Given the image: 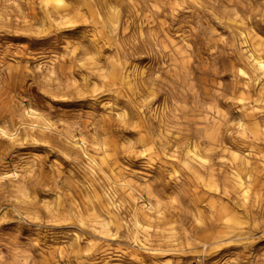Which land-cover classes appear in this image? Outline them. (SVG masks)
Wrapping results in <instances>:
<instances>
[{
  "label": "rangeland",
  "instance_id": "rangeland-1",
  "mask_svg": "<svg viewBox=\"0 0 264 264\" xmlns=\"http://www.w3.org/2000/svg\"><path fill=\"white\" fill-rule=\"evenodd\" d=\"M258 58L264 0H0V264H264Z\"/></svg>",
  "mask_w": 264,
  "mask_h": 264
},
{
  "label": "bare ground",
  "instance_id": "bare-ground-1",
  "mask_svg": "<svg viewBox=\"0 0 264 264\" xmlns=\"http://www.w3.org/2000/svg\"><path fill=\"white\" fill-rule=\"evenodd\" d=\"M108 9V8H107ZM109 10V9H108ZM112 14V13H111ZM234 27V26H233ZM245 36V35H244ZM247 40V39H246ZM249 43V42H248ZM247 43V44H248ZM250 46V45H249ZM248 46V47H249ZM254 66H255V68L258 70V71H260L261 73H262V75H263V77H264V61L263 60H261V58H258V59H255V61H254ZM250 70V69H249ZM250 72H251V70H250ZM254 72V71H253ZM254 76V75H253ZM253 76H251L252 78H253ZM250 77V76H249ZM254 79V78H253ZM257 79H258V77H257ZM256 79V80H257ZM260 80H261V78H260ZM252 81V80H251ZM262 81V80H261ZM260 81V82H261ZM252 83H253V81H252ZM262 83V82H261ZM247 84V83H246ZM264 84V83H263ZM27 116H32V117H34V118H40V116L39 115H37L36 114V112H34V111H32V110H30L27 114H26ZM25 115V116H26ZM42 118V117H41ZM40 118V119H41ZM43 119V118H42ZM44 121V120H43ZM44 123V122H43ZM50 123H48V122H46L45 121V126H44V128H43V126L42 125H36V127L37 128H39V129H42V130H46V129H48V130H50V131H52V132H57L56 130H54V129H52V124H50ZM26 125V124H25ZM32 126H34V125H32ZM58 126H60V125H58ZM26 127H28V126H26ZM61 127H63V126H61ZM29 129H33V128H29ZM217 130H218V128H216ZM58 130V129H57ZM216 130V131H217ZM46 132V131H45ZM215 132V131H214ZM31 133H32V131H31ZM58 133V132H57ZM40 134V133H39ZM58 134H60L61 136H63L64 138H65V140L66 141H68L70 144H71V146L72 147H74V148H77V149H80L81 151H82V153L88 158V160L89 161H91V164L95 167V168H98V169H100V171L101 172H104V166H106V160H103V161H101L100 163H98V159H96V158H94L93 156H91L90 154H89V152H88V147H87V145H86V142L85 141H83V140H76V139H73V138H69V137H67V136H65V135H63V134H61V133H58ZM57 136V135H56ZM215 136V137H214ZM58 137V136H57ZM216 138V135H213L212 137H211V142L212 143H216V142H218V140H216L215 139ZM59 139H61V138H59ZM80 139V138H79ZM220 141V140H219ZM210 144V143H209ZM90 147V146H89ZM207 148H208V146H207ZM93 149V148H92ZM96 149V148H95ZM98 149V148H97ZM74 150V149H73ZM211 150V149H210ZM224 150V149H223ZM94 151V150H93ZM77 152V151H76ZM194 154V152H192V155ZM202 155V154H201ZM202 157V156H201ZM211 158V157H210ZM219 158H221V157H219ZM198 159H200V158H198ZM191 160V159H190ZM201 160V159H200ZM202 161V160H201ZM110 162H111V160H110ZM195 162V161H194ZM194 162H192V163H194ZM205 162V161H204ZM111 164H112V162H111ZM199 164V163H198ZM91 165V166H92ZM110 165V164H109ZM188 165V164H187ZM200 166V165H199ZM109 167V166H108ZM92 168V167H91ZM191 168V167H190ZM205 168V167H204ZM107 169V168H106ZM192 169V168H191ZM209 168H207V170H208ZM211 169V168H210ZM108 170V169H107ZM232 171V170H231ZM236 171V170H235ZM111 172H113V171H111ZM223 172V171H222ZM231 173V172H230ZM214 174H215V172H214ZM223 174V173H222ZM234 174V173H233ZM235 175V174H234ZM239 175V174H238ZM237 175V181L241 184V179H240V176H238ZM210 176V175H209ZM232 176V175H231ZM236 176V175H235ZM230 178V177H229ZM233 178V177H232ZM113 179V178H112ZM110 180V179H109ZM217 180H218V178H217ZM234 180V179H233ZM110 181H112V180H110ZM235 181V180H234ZM112 183V182H111ZM121 183V182H120ZM235 183H237V182H235ZM230 184H231V182H230ZM112 185H114L113 183H112ZM120 185V184H119ZM123 185V184H122ZM242 186H243V183L241 184ZM114 187H116V186H114ZM119 187V186H118ZM117 187V188H118ZM116 189V188H115ZM119 189V188H118ZM120 191V190H119ZM135 192V191H134ZM139 192V191H138ZM223 192H224V190H223ZM133 193V192H132ZM136 193V192H135ZM133 195V194H132ZM125 196H127V195H125ZM142 195H138V198H137V204H136V202H135V204H136V208H134V212H133V217H134V221H132V222H134V224H136V225H138L139 223H140V221H139V212H140V210H142L141 208H140V206H141V204H142V206H145V208L146 209H149V210H151V207L149 206V204H144L143 205V202H142V200H141V197ZM134 198V197H133ZM125 200V199H124ZM127 200V199H126ZM131 200V199H130ZM141 200V201H140ZM118 201H119V199H118ZM129 201V200H128ZM133 202V201H132ZM119 203H120V201H119ZM132 206V205H131ZM132 208V207H131ZM213 208V206L211 207V209ZM146 211V210H145ZM148 211V210H147ZM146 213V212H145ZM220 213L221 214H219L220 215V221H222L221 222V227H222V229H220L221 230V232H222V236H217V237H213L212 238V236L211 237H209L208 236V238L207 239H209V241H213L212 243L213 244H218V243H224V242H227L228 240H230V237H229V235H230V233H231V221L228 219V216H227V210L223 207L222 208V210L220 211ZM141 221H142V219H140ZM218 224V223H217ZM139 226V225H138ZM219 226V225H218ZM225 234V235H224ZM235 240V239H234ZM206 243L208 244V243H211V242H208V241H206Z\"/></svg>",
  "mask_w": 264,
  "mask_h": 264
}]
</instances>
